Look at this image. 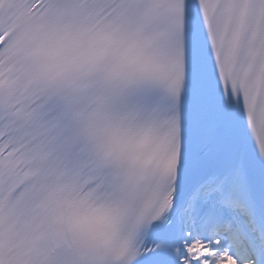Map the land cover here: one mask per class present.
<instances>
[{"label":"snow or ice","instance_id":"6c2138e0","mask_svg":"<svg viewBox=\"0 0 264 264\" xmlns=\"http://www.w3.org/2000/svg\"><path fill=\"white\" fill-rule=\"evenodd\" d=\"M0 264H264V0H0Z\"/></svg>","mask_w":264,"mask_h":264}]
</instances>
